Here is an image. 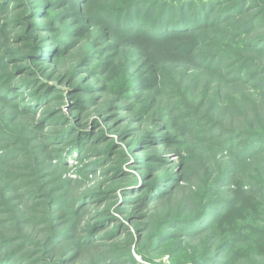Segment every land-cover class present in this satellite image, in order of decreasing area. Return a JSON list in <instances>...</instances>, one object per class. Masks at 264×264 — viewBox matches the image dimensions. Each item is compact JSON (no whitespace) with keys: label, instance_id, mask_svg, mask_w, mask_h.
<instances>
[{"label":"trees","instance_id":"trees-1","mask_svg":"<svg viewBox=\"0 0 264 264\" xmlns=\"http://www.w3.org/2000/svg\"><path fill=\"white\" fill-rule=\"evenodd\" d=\"M49 1L0 0V12L7 16H0V114H5L7 108L9 114L21 117L24 122L30 114H41L44 126H51L48 123L56 118L50 110L43 115L40 108L55 102L56 94L51 91L47 82L50 75H46L43 68L61 54V49L41 36L42 30L36 27L48 28L47 23L41 21L31 19V28L35 29L30 32L38 30L36 35L41 36L31 42L33 45L25 47L33 51L31 59L27 56L29 50L8 48L14 39L8 32L15 33L20 28L17 16L9 17L10 13L18 12L20 6L26 4V13L34 7L32 13L37 18L39 7L46 8ZM65 1L75 8L74 20L82 21L86 27L89 18L80 14L94 9L90 16L92 29L104 26L107 31H115L124 58H129L128 67L138 78L132 87L138 93L134 99L138 96L146 99L139 118L149 125L136 140V150L145 146L165 149L171 143L178 157L183 158L184 149L210 146L213 160L218 157L212 166L206 164L209 156L198 157V170L205 177L198 190L183 168L184 159L171 167L170 151L134 157L137 171L150 168L152 171L146 173L154 175L149 178L150 182L144 180L146 174L143 175L141 184L130 177V190L140 189L139 194L134 191L137 195L127 194L125 202L127 205L137 201V211H164L162 227L153 243L178 240L180 245L209 236L199 253L198 250L185 253L187 264H234V260L239 264H264V185L247 182L240 176L244 165L262 160L259 157L264 154V125H259L258 120H264V111L247 94L239 95L245 90L264 98V0H129L115 9L106 6L105 0ZM141 6L146 9H140ZM30 34L25 37L30 38ZM100 43L95 39L88 49L78 50L74 64L80 67L93 63L92 72L94 63L100 62L98 54L102 51L96 49ZM143 66H147L146 74L140 71ZM213 79L218 82L213 83ZM186 83L190 84L185 87L188 98L179 95V89ZM221 86L242 91L229 97ZM198 88L199 94L195 96ZM81 89L89 91L86 86ZM94 99H88L87 95L72 99L73 107L82 113L84 105ZM162 99L167 101L166 105ZM256 109L261 111L260 116ZM57 118L64 120L66 116ZM95 124L98 126L97 122ZM2 126L0 124V147L3 148L0 152V214L3 215L0 218V264H123L122 260H128L127 247L118 239L115 244L112 245V240L111 245H106L104 240L91 243L93 241L79 235L78 220L72 216L81 211L87 201L85 198L91 199L94 193H85V198L57 195L54 191L34 195L24 183L16 185L26 176L15 173L29 168L25 161L31 154L22 138L13 143V137ZM59 132L63 133L59 135L63 147L54 145V148L63 150L62 153L68 150L66 147L78 148L77 153L85 148L83 133L70 131V128ZM39 140L38 147L40 144L47 148L55 141L60 144L52 133L41 135ZM95 144L93 139L87 148L93 150ZM61 154H56L55 158ZM40 157L36 153L37 166L42 165L38 161ZM260 171L264 172V165ZM193 182L196 183L194 179ZM248 193L253 197V206L248 209L254 213L255 221L229 222L227 235L214 237L216 229L237 212ZM111 218L113 215L106 209L97 212L96 223L104 224ZM90 226L88 238L94 231L91 230L93 225ZM116 231L122 230L117 228ZM256 256L263 258L255 259ZM128 262L130 264V260Z\"/></svg>","mask_w":264,"mask_h":264},{"label":"rangeland","instance_id":"rangeland-1","mask_svg":"<svg viewBox=\"0 0 264 264\" xmlns=\"http://www.w3.org/2000/svg\"><path fill=\"white\" fill-rule=\"evenodd\" d=\"M23 1L25 0H19V2L24 3ZM128 1L105 0L106 3H104L106 6L115 9ZM53 2L54 4H52ZM25 5L20 6L22 8L18 12L16 10L10 13L9 17L17 16L16 21L20 22L17 23V26L20 28L15 33L8 32L14 37L8 48L13 50L21 47V49H25L26 51L29 50L27 51V56L31 59L34 56L32 54L33 51L25 47L31 45L33 40L37 41L41 36H46V40L47 38L52 40L51 44L53 46L60 47L61 54L57 57L54 56L53 61L48 62L50 64L43 68L46 75L49 73L50 79H47V82L51 87V91L56 94L54 96L55 102H50V104H45L40 108L43 115L49 110V112L52 111L50 114H54L52 116L56 119H52V122L48 123L51 126H44L45 123L42 120L43 118L40 117L41 114H30L26 122L21 117L18 118L14 117L13 114H9L7 108L4 110L6 111L5 114H0V124L13 137L11 141H19L22 138V141L26 142L24 146L28 149V153L31 154L25 161L29 164V168L25 170L21 168L15 173L17 176H26L25 179L22 178L23 180L20 183L17 182L16 185L19 186L21 183H24L28 187L27 190L33 191L34 195L48 194V192L54 191L57 195L63 193L70 197L81 195L82 198H85V193H94V195L91 194V199L85 198L87 201L84 202L85 204L81 207V211L72 216V218L76 216L78 220L80 236L93 241L91 243L100 241L106 245H111L112 240L113 245L115 244L114 241L118 239L123 242V246L127 247L130 254L128 258L130 264H187L188 262H185V253L189 250L190 253L192 250H198L197 253H199L209 236L195 238L180 245L178 240L175 242H160L159 245L153 243L157 241L155 235L162 227L164 211H155V209L137 211V207H139V203L136 205L137 201H131L127 205L125 202L127 194H130V196L137 195L134 191H138L139 194L140 189L134 188L130 190V177H135L138 183L141 184L143 179L150 182L149 178L154 175L146 173L147 171H152L150 168L137 171L136 169L138 168L134 166L136 164L134 157L143 156V153L151 156L157 152L170 151L168 159L173 163L171 167H175L184 159L183 168L196 181L194 183L192 178L189 180L193 183V187L196 190L201 187L205 178L198 170V164L196 163L198 157L203 155L209 156V158H206L208 166L214 165L218 157L216 156L213 160V152L210 146L205 148H198L196 146L190 151L184 149L185 151L182 153L183 158L178 157V153H175L174 145L171 143H169L170 145L168 144L169 146L164 147L165 149L161 148V146L158 149L145 146L136 150V140L147 131L149 126L147 125L148 122L141 121L139 118L143 101H146V99L143 96H138L137 99H134L138 93H135L132 87L138 78L132 75L131 69L128 67L129 58H124V52L119 48V39L114 36L116 34L115 31H107L104 26H101L100 29H92L90 16L94 9L91 12L84 10L80 14L82 17L89 18L86 19L89 20L88 27L82 21H75L74 19H76L77 14L75 8H71L72 6L65 0H50L46 8L39 7V16L37 18L32 13L34 7L30 11L28 9L27 14ZM32 6L33 4L30 3V7ZM140 9L146 8L145 6H141ZM3 15L6 16L4 12H0V16ZM31 19H34V22L41 21L43 24L47 23L48 28L46 29L36 27V29L42 30L41 36L38 35V37L36 35L38 30L30 32L31 29H35L31 28ZM82 20L84 21V19ZM27 34H30V38L25 37ZM95 39L97 44L101 41L100 45L96 44L97 46H95L96 49L101 48L102 52L98 54L100 58L99 64H96L93 59L95 65L91 72L90 68L93 63L90 66L85 64L79 67L74 64L75 59L73 58L75 57V53L81 48H84V50L88 49V46L94 43ZM65 44H68V47H65ZM57 59L58 62L55 63ZM101 65L104 67L102 68ZM86 68L88 70H84ZM66 71H69V73L63 75ZM140 71L146 74L147 66H143ZM44 81L46 80L44 79ZM217 82V79H213V83ZM187 85L190 84L186 83L183 89H179L181 97L188 98V94L185 93ZM84 86L89 89L88 93L82 91L81 87L84 88ZM221 90L229 97L232 93L242 91L241 88L233 89L230 86L229 88L221 86ZM242 93L247 94L264 111V98L252 95L245 90L240 92L239 95ZM119 94L120 98L117 99ZM198 94L199 88L194 92L195 96ZM85 95L88 96V99L93 97L95 99L94 101H88L84 105L85 110L82 113L76 112L72 99L75 100ZM162 95L164 99L167 98L165 94ZM210 98H212V94L208 96L209 100ZM164 99L162 101L165 104L167 101L164 102ZM100 109L101 113H98ZM256 113L259 116L261 115L259 109H256ZM63 114L66 116V119L61 120L57 118L63 116ZM9 117L13 118L9 119ZM96 122L98 126L99 124L101 126L98 127L95 124ZM24 123H28L29 126H25ZM258 124L264 125V120H258ZM22 127L24 128L21 129ZM69 128L70 131L71 129H75V131L83 133L85 141L83 145L85 148L77 153L78 148L66 147L68 150L65 151L67 154L64 156L63 150L54 148V145H58V147L63 145L60 142L61 140H59V135L63 133L59 131L69 130ZM91 131L92 133L89 134ZM51 133L60 144H56L55 141L54 143L50 142L47 148L41 147L40 144L39 147L36 146L37 143H40L39 138L41 135ZM93 139L96 144L93 146V150H90L87 147L91 145ZM2 149L0 147V152ZM49 152L53 155L50 156L51 153L49 155ZM201 152L204 154H201ZM36 153L39 157L42 155L38 160L42 162L40 166L36 164ZM56 154H61V157L55 158ZM259 158H262L261 162L259 161L260 163L254 160L241 168L240 176L242 180H247V182L253 181V184L259 182L261 185H264V172L260 171L261 166L264 165V154L260 155ZM62 162L65 164H61ZM39 167L41 168L39 169ZM145 174L146 176L141 180ZM203 188L206 189L207 185H204ZM252 204L253 197L248 193L246 200L237 209V212L228 216L220 227L216 229V232L213 234L214 237L226 236L229 222L237 219L243 223L248 221L254 222L255 219H252L254 213L248 209ZM106 209H108L114 218H111V221L110 219L106 220L104 224H97V212ZM2 217L3 215L0 214V218ZM91 224L93 225L91 230L94 231L88 238L87 232L91 228ZM117 228L122 231H116ZM115 232H119L116 234L118 237L114 236ZM100 236L108 237L104 238ZM244 251L245 249L241 252L244 253ZM259 258L263 257H255V259ZM128 260H122L124 261L123 264H129ZM244 261H246V258H244ZM234 262V264H239V261L236 262L234 260Z\"/></svg>","mask_w":264,"mask_h":264}]
</instances>
